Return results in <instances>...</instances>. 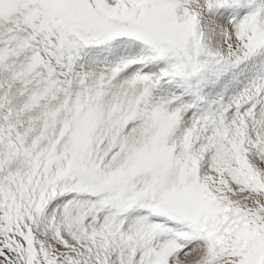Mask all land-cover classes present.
I'll return each mask as SVG.
<instances>
[{
    "label": "snow or ice",
    "instance_id": "snow-or-ice-1",
    "mask_svg": "<svg viewBox=\"0 0 264 264\" xmlns=\"http://www.w3.org/2000/svg\"><path fill=\"white\" fill-rule=\"evenodd\" d=\"M0 264H264V0H0Z\"/></svg>",
    "mask_w": 264,
    "mask_h": 264
}]
</instances>
